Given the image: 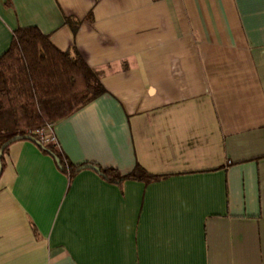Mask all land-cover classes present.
<instances>
[{
	"label": "crops",
	"instance_id": "obj_1",
	"mask_svg": "<svg viewBox=\"0 0 264 264\" xmlns=\"http://www.w3.org/2000/svg\"><path fill=\"white\" fill-rule=\"evenodd\" d=\"M26 26L101 72L52 127L67 160L166 176L12 142L0 264H264V0H0V55Z\"/></svg>",
	"mask_w": 264,
	"mask_h": 264
},
{
	"label": "trees",
	"instance_id": "obj_2",
	"mask_svg": "<svg viewBox=\"0 0 264 264\" xmlns=\"http://www.w3.org/2000/svg\"><path fill=\"white\" fill-rule=\"evenodd\" d=\"M67 22H71L70 18ZM100 75L75 47L57 48L36 26L16 28L9 47L0 55V147L15 136L31 140L69 176L85 167L97 166L71 163L56 140H43L35 130L46 125L53 127L103 94ZM14 141L5 146L3 154ZM1 165L3 168V155ZM97 167V173L115 184L128 179L149 183L166 176L148 172L140 164L126 174L112 167Z\"/></svg>",
	"mask_w": 264,
	"mask_h": 264
},
{
	"label": "built area",
	"instance_id": "obj_3",
	"mask_svg": "<svg viewBox=\"0 0 264 264\" xmlns=\"http://www.w3.org/2000/svg\"><path fill=\"white\" fill-rule=\"evenodd\" d=\"M35 132L41 137L43 140L55 141V137L52 131V127L50 125H46L44 127L38 128Z\"/></svg>",
	"mask_w": 264,
	"mask_h": 264
},
{
	"label": "water",
	"instance_id": "obj_4",
	"mask_svg": "<svg viewBox=\"0 0 264 264\" xmlns=\"http://www.w3.org/2000/svg\"><path fill=\"white\" fill-rule=\"evenodd\" d=\"M21 139V136H15L13 137L11 140L5 142L4 144H2V146L0 147V173H1V170H2V165H1V156L3 155V151H4V148L5 146L10 142V141H14V140H19ZM93 169L95 171H98V167L97 166H93Z\"/></svg>",
	"mask_w": 264,
	"mask_h": 264
}]
</instances>
